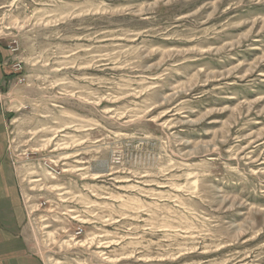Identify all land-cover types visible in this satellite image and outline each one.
<instances>
[{
    "label": "rangeland",
    "instance_id": "374dc122",
    "mask_svg": "<svg viewBox=\"0 0 264 264\" xmlns=\"http://www.w3.org/2000/svg\"><path fill=\"white\" fill-rule=\"evenodd\" d=\"M0 42L45 264H264V0H0Z\"/></svg>",
    "mask_w": 264,
    "mask_h": 264
},
{
    "label": "crops",
    "instance_id": "0c3cea01",
    "mask_svg": "<svg viewBox=\"0 0 264 264\" xmlns=\"http://www.w3.org/2000/svg\"><path fill=\"white\" fill-rule=\"evenodd\" d=\"M14 62L10 49L0 42V264H45L28 239L21 186L9 154L3 93L17 72Z\"/></svg>",
    "mask_w": 264,
    "mask_h": 264
},
{
    "label": "built area",
    "instance_id": "2783aa9c",
    "mask_svg": "<svg viewBox=\"0 0 264 264\" xmlns=\"http://www.w3.org/2000/svg\"><path fill=\"white\" fill-rule=\"evenodd\" d=\"M12 50H16V48L13 47ZM13 67H14V69H15L16 71H20V70L22 69L20 62H16V63L13 65Z\"/></svg>",
    "mask_w": 264,
    "mask_h": 264
}]
</instances>
